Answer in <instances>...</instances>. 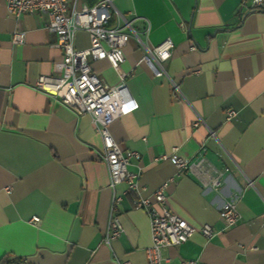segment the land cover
Segmentation results:
<instances>
[{"label": "crops", "instance_id": "crops-1", "mask_svg": "<svg viewBox=\"0 0 264 264\" xmlns=\"http://www.w3.org/2000/svg\"><path fill=\"white\" fill-rule=\"evenodd\" d=\"M99 0H67L92 7ZM108 28L130 24L121 70L136 109L109 126L121 149L137 152L130 172L138 190L109 188L102 142L89 115L78 116L35 90L61 59L45 15H7L0 0V261L14 264H146L149 220L136 210L164 182L168 210L196 229L185 243L165 248L166 264H264V6L251 0H113ZM15 31L25 34L12 44ZM173 43L154 76L147 49ZM89 46L78 31L73 47ZM108 85L117 73L105 59L90 61ZM173 84L177 87L175 90ZM235 112L227 119V111ZM199 123L194 126V123ZM176 155L202 167L178 172L161 157ZM218 179L215 190L211 181ZM112 195L121 234L109 244ZM235 200L238 220L225 227L220 206ZM36 217L39 225L30 223ZM209 225L215 235L205 239ZM19 264V263H15Z\"/></svg>", "mask_w": 264, "mask_h": 264}, {"label": "built area", "instance_id": "built-area-1", "mask_svg": "<svg viewBox=\"0 0 264 264\" xmlns=\"http://www.w3.org/2000/svg\"><path fill=\"white\" fill-rule=\"evenodd\" d=\"M113 0H99L92 7H75L69 12L67 0H4L7 15L15 21L29 15H45L47 22L45 29L56 36L55 47L61 52V59L53 64L51 75H41L35 82V90L70 109L78 116L89 115L102 142L101 159L105 164L109 188L121 183L126 185L124 195L129 191L138 190L139 173L130 172L128 166L131 161H138L140 155L132 150L121 149L114 141L109 126L123 115L136 109L135 100L130 95L125 79L127 75L121 70L124 61L123 48L133 33L127 32L129 23L121 28H108L109 9ZM253 8L264 6V0H251ZM78 31H84L89 36V46L77 50L73 47L74 36ZM25 34L21 31L12 33L11 43L22 44ZM173 43L166 39L157 46L147 49L142 57L152 70L154 76H167L163 64L171 55ZM105 59L108 65L117 73L118 82L108 85L91 69L90 61ZM174 89L177 87L173 84ZM235 112L227 111V119L234 117ZM199 121L194 123L196 126ZM176 149L170 155L161 158L171 162L178 172L191 167H202L204 162L200 158L196 164L188 162L176 155ZM169 182L162 183L156 191L146 198H138L133 207L145 211L149 220L150 246L145 249L146 264H166L162 256L165 248L181 245L189 240L196 229L188 225L177 215L171 213L166 205V191ZM218 186L217 177L211 181V188ZM121 196L112 195L110 216L104 242L109 244L122 232L121 225L115 216ZM219 218L225 227L235 225L238 220L235 200L224 202L219 208ZM32 225H39L36 217L30 219ZM202 236L210 240L215 233L209 225L200 229ZM129 264V263H122ZM178 264H204L197 260H185Z\"/></svg>", "mask_w": 264, "mask_h": 264}, {"label": "trees", "instance_id": "trees-1", "mask_svg": "<svg viewBox=\"0 0 264 264\" xmlns=\"http://www.w3.org/2000/svg\"><path fill=\"white\" fill-rule=\"evenodd\" d=\"M15 263L25 264L24 262H20L19 260H18L17 262H15ZM15 263H14V264H15ZM0 264H7V263H6V261H4V259H2V260L0 261Z\"/></svg>", "mask_w": 264, "mask_h": 264}]
</instances>
